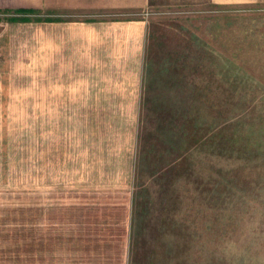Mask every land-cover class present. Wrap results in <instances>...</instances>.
Wrapping results in <instances>:
<instances>
[{
  "label": "rangeland",
  "instance_id": "374dc122",
  "mask_svg": "<svg viewBox=\"0 0 264 264\" xmlns=\"http://www.w3.org/2000/svg\"><path fill=\"white\" fill-rule=\"evenodd\" d=\"M157 3L136 16L147 33L130 195L144 189L149 208L135 264H264V0ZM20 16L0 13V264H41L52 240H32V223L58 233L52 202L64 197L31 192L45 176L31 174L32 143L46 146L48 100L64 97L47 95L45 31L31 64V23L42 25L46 9L27 24ZM101 178L117 181L105 167ZM118 200L100 228L125 252L131 205Z\"/></svg>",
  "mask_w": 264,
  "mask_h": 264
},
{
  "label": "crops",
  "instance_id": "0c3cea01",
  "mask_svg": "<svg viewBox=\"0 0 264 264\" xmlns=\"http://www.w3.org/2000/svg\"><path fill=\"white\" fill-rule=\"evenodd\" d=\"M162 1L0 0V12L46 9L42 25L36 20L31 23L34 35L30 44L36 51L31 64H38L39 57L33 38L45 31L47 81H50L47 95L52 98L55 88L57 95L64 97L48 100L47 109L53 120L48 124L46 146L39 148L32 143L31 174L43 170L41 174L45 176L40 178L42 188L37 184V189L32 187L31 192L46 194L50 201L63 195L61 201H53L52 205L58 223L67 227L59 228L54 235L50 231L51 239L44 236L34 219L32 240H52L41 248L40 257L49 253L41 264H128L132 260L135 264L134 243L148 214L136 210L134 199L139 188L130 195L136 165L138 114L144 102L147 33V22L136 16L141 13L138 9L157 6ZM226 1L231 0H218ZM103 167L110 168L117 179L115 185L102 183ZM85 176L92 177L87 182L89 186L77 184ZM118 199L126 209L131 205L129 229L123 233L129 245L125 252L118 249L119 237L111 229L109 232L100 228L112 225L108 223L111 216H107L103 207L112 212ZM61 209L70 212L64 214Z\"/></svg>",
  "mask_w": 264,
  "mask_h": 264
},
{
  "label": "trees",
  "instance_id": "16d2710c",
  "mask_svg": "<svg viewBox=\"0 0 264 264\" xmlns=\"http://www.w3.org/2000/svg\"><path fill=\"white\" fill-rule=\"evenodd\" d=\"M8 12H10L11 13V11H1L0 13H8ZM12 13H14V14H18V15H21L20 16V20L21 21H26V20H28V14H33V13H38L37 12V10H34V9H19V10H16V11H13ZM10 19H15V17H12V18H10ZM38 19H36V21H37ZM144 192V189H142V188H139L138 189V193H137V195L135 196V207H136V210L137 211H148V208L146 209V204H144V202L142 203V201H140V198L142 197L143 199H146V197L144 198L143 196H142V193ZM150 211V210H149Z\"/></svg>",
  "mask_w": 264,
  "mask_h": 264
}]
</instances>
